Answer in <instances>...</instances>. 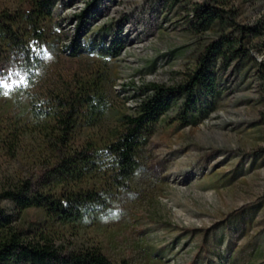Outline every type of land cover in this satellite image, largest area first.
<instances>
[{
    "label": "rangeland",
    "instance_id": "1",
    "mask_svg": "<svg viewBox=\"0 0 264 264\" xmlns=\"http://www.w3.org/2000/svg\"><path fill=\"white\" fill-rule=\"evenodd\" d=\"M30 2L0 0V131L29 119L30 100L50 104L53 95L68 94L104 72L111 108L98 127L79 128L76 142L108 138L141 100L143 85L184 84L218 36L216 28H189L198 0L177 6L101 0L88 9L94 14L80 32L83 49L73 55L76 16L91 0H55L51 16L37 25L41 38L24 17ZM225 9L237 29L262 21L264 32V0H230ZM2 26L37 57L33 75L19 68L24 53L8 45ZM111 40L123 46L115 59L88 50ZM263 41L243 40L246 58L216 62L214 96L198 97L202 114L194 123L181 125L177 108L159 119L123 188L112 189L107 176L83 185L105 200L103 206L76 225L53 222L33 207L15 214V226L59 236L56 244L66 247H99L114 264H264ZM6 140L0 137V192L34 174L30 155L38 146L26 137L17 151ZM1 206L14 212L7 201Z\"/></svg>",
    "mask_w": 264,
    "mask_h": 264
},
{
    "label": "trees",
    "instance_id": "2",
    "mask_svg": "<svg viewBox=\"0 0 264 264\" xmlns=\"http://www.w3.org/2000/svg\"><path fill=\"white\" fill-rule=\"evenodd\" d=\"M100 1L91 0L76 16L79 20L76 36L70 43L73 55L83 49L80 32L94 14L88 9ZM164 1L177 6L189 0ZM229 2L198 0L192 5V18L187 23L191 31L205 32L216 28L217 38L197 59L196 68L184 84L174 87L155 83L143 85L141 100L132 113L121 117L119 129L110 132L108 138L100 141L88 138L80 145L76 142L79 128L98 127L111 108L104 72H97L88 81L79 82L68 94L53 95L50 104H35L30 100L29 119L18 118L20 121L10 122L0 131V137L7 139L8 149L17 146L18 151L26 137H31L38 145L35 153L30 155L34 174L30 178L18 179L17 183L9 184L0 192V264H114L99 247H66L62 243L56 244L59 236L41 230H19L15 226V216L34 207L42 209L48 219L58 224L80 223L105 203L95 192L84 190V184L107 176L105 180L112 189L123 188L138 168L139 150L152 135L155 124L172 108H177L181 125L194 123L202 114L198 97L214 96L216 62L219 60L225 65L233 59L246 58L243 40L264 36L262 21L253 27L237 29L230 11L225 9ZM55 5V0H31L24 12L36 38H41L38 23L51 16ZM227 29L231 30L226 33ZM1 30L8 45L24 53L19 68L26 70L29 76L33 75L37 57L22 40L14 37L10 28L2 26ZM262 44L264 46V41ZM94 46L88 50L106 61L117 58L123 48L116 40H111L107 47ZM259 73L264 86V72ZM3 201L9 202L14 212L3 208ZM119 264L127 263L122 261Z\"/></svg>",
    "mask_w": 264,
    "mask_h": 264
}]
</instances>
